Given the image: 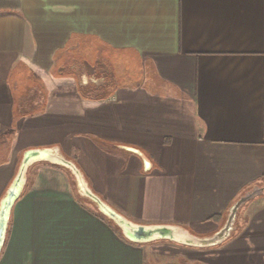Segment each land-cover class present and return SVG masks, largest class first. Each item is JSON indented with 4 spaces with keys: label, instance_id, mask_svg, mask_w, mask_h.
Segmentation results:
<instances>
[{
    "label": "crops",
    "instance_id": "1",
    "mask_svg": "<svg viewBox=\"0 0 264 264\" xmlns=\"http://www.w3.org/2000/svg\"><path fill=\"white\" fill-rule=\"evenodd\" d=\"M33 150L131 223L213 236L264 189V0H0V203ZM53 173L0 264H264V193L217 248L136 244Z\"/></svg>",
    "mask_w": 264,
    "mask_h": 264
},
{
    "label": "water",
    "instance_id": "2",
    "mask_svg": "<svg viewBox=\"0 0 264 264\" xmlns=\"http://www.w3.org/2000/svg\"><path fill=\"white\" fill-rule=\"evenodd\" d=\"M46 151L49 150H33L24 155L17 176L0 203V254L2 253L7 239L12 208L25 190L29 169L37 163L47 162L53 166H59L67 169L74 177L81 199L88 201L95 206L100 214L114 223L126 239L136 244L169 241L194 249H209L218 247L232 237L234 231L236 230L237 220L241 209L250 201L263 195L264 193L263 188H254L253 190L247 192L230 208L227 221L219 232L209 238H199L192 235L188 231L175 226H142L131 223L113 211L97 195H95L89 188L83 174L75 163L67 160L58 151L54 152L59 161L54 162L47 159H34ZM81 181L86 187L85 190H83L81 186ZM19 183L22 184L20 190H18L17 187Z\"/></svg>",
    "mask_w": 264,
    "mask_h": 264
},
{
    "label": "rangeland",
    "instance_id": "3",
    "mask_svg": "<svg viewBox=\"0 0 264 264\" xmlns=\"http://www.w3.org/2000/svg\"><path fill=\"white\" fill-rule=\"evenodd\" d=\"M119 70H121V72H119V75H123L124 74V68H118ZM134 71H132L131 73H133ZM124 76V75H123ZM110 79H112V77H110ZM109 79V81H110ZM37 165V166H36ZM36 166V167H35ZM53 165L50 164V163H47V162H42V163H37V164H34L30 169H29V172H28V181L31 180V178L34 176H37V174H39L40 172H54L53 174L54 175H57V176H60L65 182H67L68 184L72 185V187L75 190L76 194L79 195L78 193V190H77V186L75 184V180H74V177L73 175L65 168H62V167H59V166H56V169H53L52 167ZM56 172V173H55ZM50 174V173H48ZM75 185V187H74ZM8 191V190H7ZM81 198V197H80ZM97 210V209H96ZM98 212V210H97ZM243 217V216H242ZM241 221H242V218H241ZM242 223V222H241ZM189 248V247H188ZM213 248H217V247H213ZM213 248H209L210 249H213ZM203 250V249H202ZM205 250V249H204Z\"/></svg>",
    "mask_w": 264,
    "mask_h": 264
},
{
    "label": "bare ground",
    "instance_id": "4",
    "mask_svg": "<svg viewBox=\"0 0 264 264\" xmlns=\"http://www.w3.org/2000/svg\"><path fill=\"white\" fill-rule=\"evenodd\" d=\"M34 159H47V160H51V161H54V162L59 161V159H57L54 151L43 152L42 154H40V156L35 157ZM21 186H22V184L19 183L18 186H17L18 190H20ZM81 186H82L83 190L86 189V187L84 186V183L82 181H81ZM181 241H184V240H181Z\"/></svg>",
    "mask_w": 264,
    "mask_h": 264
},
{
    "label": "trees",
    "instance_id": "5",
    "mask_svg": "<svg viewBox=\"0 0 264 264\" xmlns=\"http://www.w3.org/2000/svg\"><path fill=\"white\" fill-rule=\"evenodd\" d=\"M83 91V93H85V92H89V90L88 89H82ZM93 91L92 92H98V90L99 89H92ZM92 98H98V95L97 96H93ZM7 237H9V232L7 233ZM6 243V242H5Z\"/></svg>",
    "mask_w": 264,
    "mask_h": 264
}]
</instances>
